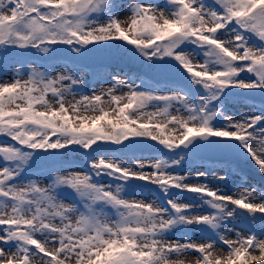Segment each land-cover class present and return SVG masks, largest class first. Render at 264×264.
Segmentation results:
<instances>
[{"label":"snow or ice","instance_id":"6c2138e0","mask_svg":"<svg viewBox=\"0 0 264 264\" xmlns=\"http://www.w3.org/2000/svg\"><path fill=\"white\" fill-rule=\"evenodd\" d=\"M0 264H264V0H0Z\"/></svg>","mask_w":264,"mask_h":264}]
</instances>
